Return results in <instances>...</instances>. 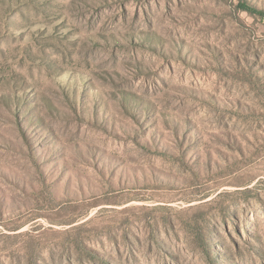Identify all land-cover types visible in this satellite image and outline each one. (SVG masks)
Segmentation results:
<instances>
[{
	"label": "rangeland",
	"instance_id": "obj_1",
	"mask_svg": "<svg viewBox=\"0 0 264 264\" xmlns=\"http://www.w3.org/2000/svg\"><path fill=\"white\" fill-rule=\"evenodd\" d=\"M0 264H264V0H0Z\"/></svg>",
	"mask_w": 264,
	"mask_h": 264
}]
</instances>
